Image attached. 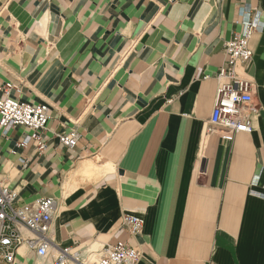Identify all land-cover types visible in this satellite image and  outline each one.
Wrapping results in <instances>:
<instances>
[{
	"label": "crops",
	"instance_id": "obj_1",
	"mask_svg": "<svg viewBox=\"0 0 264 264\" xmlns=\"http://www.w3.org/2000/svg\"><path fill=\"white\" fill-rule=\"evenodd\" d=\"M240 10L257 24L244 71L260 111L251 133L208 134ZM4 83L50 107L43 151L20 146L28 129L0 131V183L17 206L56 201L55 247L121 240L139 264H264V0H0ZM126 212L144 215L141 236L121 228ZM20 251L13 264H52Z\"/></svg>",
	"mask_w": 264,
	"mask_h": 264
},
{
	"label": "built area",
	"instance_id": "obj_2",
	"mask_svg": "<svg viewBox=\"0 0 264 264\" xmlns=\"http://www.w3.org/2000/svg\"><path fill=\"white\" fill-rule=\"evenodd\" d=\"M235 23L242 24L243 30L235 34L225 44L226 63L217 74L219 82L216 102L210 118L208 134L217 130L228 135L251 133L252 116L260 111L254 102L256 85L247 77L245 65L252 62L254 52L250 42L257 24L249 10H240ZM15 86L11 83L0 85V131L3 136L16 128L31 131L20 146L31 142L43 151L42 140L50 122L48 104L33 105L14 98L11 94ZM59 143L67 149L76 147L80 139L77 131L58 134ZM16 190L0 183V264H13L22 247L34 253L42 262L52 260V264H91L77 248L55 247L50 238L52 222L57 211L54 199H41L30 204L17 206ZM144 215L126 212L122 216L121 228L131 237H139L144 230ZM141 252L123 241H116L103 247L99 258L92 264H139Z\"/></svg>",
	"mask_w": 264,
	"mask_h": 264
},
{
	"label": "rangeland",
	"instance_id": "obj_3",
	"mask_svg": "<svg viewBox=\"0 0 264 264\" xmlns=\"http://www.w3.org/2000/svg\"><path fill=\"white\" fill-rule=\"evenodd\" d=\"M26 249L27 248L24 246V250H26ZM87 249L89 250V247L88 248L82 247L78 250H81V252L86 250V252H83V254H84V256H86L89 259L90 263L92 264L93 262H95L99 258L100 254H101V252H100L101 250H100L99 246H98V248L97 247L93 248V249L91 248L89 250L90 252H87Z\"/></svg>",
	"mask_w": 264,
	"mask_h": 264
},
{
	"label": "bare ground",
	"instance_id": "obj_4",
	"mask_svg": "<svg viewBox=\"0 0 264 264\" xmlns=\"http://www.w3.org/2000/svg\"><path fill=\"white\" fill-rule=\"evenodd\" d=\"M206 135V134H205ZM207 136V135H206ZM99 170H102V171H110V166L109 165H104L103 167H99L97 164L95 163H89V164H86L85 165V168H84V171L88 174V173H92V172H96V171H99ZM97 246H93V248H96ZM23 250V249H22ZM90 250V249H89ZM88 249H87V252H90ZM21 252V251H20ZM22 253V252H21ZM20 253V254H21Z\"/></svg>",
	"mask_w": 264,
	"mask_h": 264
}]
</instances>
